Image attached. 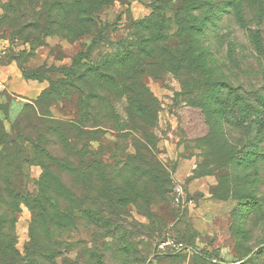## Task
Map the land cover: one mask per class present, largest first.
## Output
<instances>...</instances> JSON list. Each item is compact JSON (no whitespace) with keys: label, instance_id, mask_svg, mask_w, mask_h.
<instances>
[{"label":"rangeland","instance_id":"374dc122","mask_svg":"<svg viewBox=\"0 0 264 264\" xmlns=\"http://www.w3.org/2000/svg\"><path fill=\"white\" fill-rule=\"evenodd\" d=\"M187 1V16L200 17L210 0ZM185 2L0 0V264H214L193 251L162 254L168 240L223 264H264V140L251 141L259 124L234 128L216 112L221 88L264 95V76L233 15L212 38L222 36L220 47L207 50L213 69L195 62L200 47L179 37ZM158 168L183 184L179 210L169 193L157 199ZM60 180L75 184L73 206L98 196L85 188L109 185L116 199L128 193L141 205L128 203L114 221L133 233L128 250L78 210L73 230L42 224L50 245L33 241L30 203L53 183L61 193Z\"/></svg>","mask_w":264,"mask_h":264},{"label":"trees","instance_id":"16d2710c","mask_svg":"<svg viewBox=\"0 0 264 264\" xmlns=\"http://www.w3.org/2000/svg\"><path fill=\"white\" fill-rule=\"evenodd\" d=\"M204 2V1H203ZM194 7V6H193ZM202 7V6H201ZM207 7L206 13L200 9V13L202 14L200 17L193 14L191 17H188L187 14L190 13L191 5L186 0L183 5V8L186 10L184 13V18L180 19V27L181 30L179 32V37L182 38V43L188 47L189 45L195 46L196 44L200 47L196 49V61L203 64L204 68L207 66L209 69H213L217 60L214 58V52H208L207 50L214 46L220 47L221 37H218V40L213 41V37L217 36L216 31L219 29L220 24L225 23V21L231 22L232 20L229 18L231 15L234 16L238 24L242 28H247L249 33V45L252 56L256 57L257 65L260 68L261 74L264 76V0H210L204 2V7ZM193 10H197L194 7ZM181 14V11H180ZM229 18V19H226ZM212 33L210 35L209 33ZM211 46H210V45ZM246 50L249 49L245 48ZM204 52V53H202ZM206 52V53H205ZM187 60V59H186ZM185 61V59H184ZM182 61V63L184 62ZM175 64L174 71H180L183 68V64ZM219 62H217V65ZM200 68V66H199ZM212 81L221 82L228 84L227 81H221L220 77H211ZM40 82H44V80H40ZM228 85H225V87ZM225 87L221 88L222 93L219 94L218 105L216 112L219 114V121L222 123L225 121V125L232 126L234 128H239L243 126V124L250 120L252 124V130L259 124V128L254 136L251 137V141L256 148H259L260 143L264 140V95L253 96L252 98L247 96L246 91H242L237 87H233L234 92L231 94H226ZM51 88L47 87L44 89V93H50ZM263 99H260L262 98ZM84 104V103H82ZM26 105H24L25 108ZM263 106V107H262ZM63 124V122H57L56 125ZM254 131V130H253ZM252 131V132H253ZM255 132V131H254ZM66 166L69 167V170L72 171L73 166L71 162H68ZM158 167V166H157ZM85 165L80 169L81 176L85 175L87 170L84 169ZM164 169V168H163ZM68 170V169H67ZM68 170V171H69ZM157 176H155V193L158 194V198L165 194H170L171 201L173 202V179H170L166 170H162V168H158L156 170ZM163 172V173H162ZM84 173V174H83ZM148 172H145L144 175H147ZM69 182L65 181V184L59 181L58 185L63 188V191L57 192L55 187H53L54 183L50 186L46 192H42L45 194V199L37 198L34 203H30L31 209L35 211L34 220L31 225V236L33 241L35 242H44L45 245H50L52 238L50 237V232L44 230L42 227L41 232H38V229L42 226H46L48 224H53L61 233L65 231H71L73 228L77 227L78 223L75 221L74 216L76 210L80 211L82 217L81 222L86 225L95 224L100 228L105 229L107 233L111 234L112 237H116L122 243L123 241L126 243L125 248L120 247L119 251L128 250L131 243L129 239L133 237L132 231L128 228H123L122 225H117L114 221H119V216L126 214L125 208L128 203L140 208L141 205L134 201L130 200V195L125 193L122 197L116 199L115 195H111V187L105 186L103 188H98V191H93L91 188H85L86 191L90 190L92 193L98 192V196L88 195L81 199L79 206H73V200L76 195L75 184H68ZM113 183V182H110ZM86 184V183H85ZM53 187V188H52ZM84 187V185H83ZM52 188L53 191L50 189ZM54 192V193H53ZM119 191H117L118 193ZM132 195V194H131ZM133 196V195H132ZM147 197H144V200ZM138 199V197H136ZM59 203V210H57L54 214L50 215L51 206L50 204ZM118 202L124 203V206H120ZM178 210L180 207L177 208ZM41 213L43 216L37 217V213ZM105 213H108L110 217H106ZM160 230V229H159ZM183 243V242H182ZM186 246L190 247L193 250V254L196 255L201 260L206 262H212L214 264H223L221 261H215L213 255H210L206 251L202 249H198L192 244L183 243ZM58 245H62V242L58 243ZM108 246V245H106ZM117 252V249H109ZM128 252V251H127ZM186 253V251H177V252H165L162 253L164 255H176ZM95 254H93L94 257ZM159 254H156V256ZM30 260H33L32 256H30ZM141 258V257H140ZM38 259V258H37ZM33 261V264H45L44 261L39 260ZM251 257L243 261L241 264H249ZM254 260V257L253 259ZM89 264L91 260H89ZM25 261H21L20 264ZM251 262V261H250ZM52 264H57L54 260ZM71 264H76L75 262ZM88 264V263H86Z\"/></svg>","mask_w":264,"mask_h":264},{"label":"built area","instance_id":"2783aa9c","mask_svg":"<svg viewBox=\"0 0 264 264\" xmlns=\"http://www.w3.org/2000/svg\"><path fill=\"white\" fill-rule=\"evenodd\" d=\"M3 48V45H0V50ZM173 203L177 207H184L185 206V188L181 182H174L173 185ZM171 248V251L177 252V251H187L192 252L193 250L186 246L185 244L181 242H174V241H165L163 242V245H160V247Z\"/></svg>","mask_w":264,"mask_h":264},{"label":"crops","instance_id":"0c3cea01","mask_svg":"<svg viewBox=\"0 0 264 264\" xmlns=\"http://www.w3.org/2000/svg\"><path fill=\"white\" fill-rule=\"evenodd\" d=\"M39 84H40V86H39V91H42V90H44L45 89V87H46V85H44V83L43 82H39Z\"/></svg>","mask_w":264,"mask_h":264}]
</instances>
